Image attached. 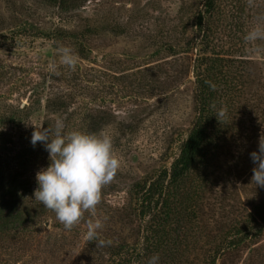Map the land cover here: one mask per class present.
<instances>
[{
    "label": "rangeland",
    "instance_id": "374dc122",
    "mask_svg": "<svg viewBox=\"0 0 264 264\" xmlns=\"http://www.w3.org/2000/svg\"><path fill=\"white\" fill-rule=\"evenodd\" d=\"M202 3L89 0L60 13L38 0H0V208L8 220L18 214L20 222L29 219L27 208L35 219L34 225L15 220L0 232V264H111L113 243L140 251L148 216L129 213L132 190L170 167L196 115L194 75L204 49L194 21ZM254 4L242 0L231 23L225 2L212 24L215 51L245 59L235 62L245 84L213 148L203 205L190 221L180 264H204L211 239L225 230L230 239L232 225L246 221L264 198V187L251 183L250 153L258 151L264 132V41H244L264 15V0ZM61 47L78 57L75 70L60 63ZM58 121L66 133L110 137L121 162L95 215L85 213L71 230L33 196L36 172L49 165V154L40 143L32 146V125L54 127ZM96 219L103 222L99 238L111 244L86 240L87 224ZM253 227L257 234L235 250L221 249L216 264H264V224Z\"/></svg>",
    "mask_w": 264,
    "mask_h": 264
},
{
    "label": "trees",
    "instance_id": "16d2710c",
    "mask_svg": "<svg viewBox=\"0 0 264 264\" xmlns=\"http://www.w3.org/2000/svg\"><path fill=\"white\" fill-rule=\"evenodd\" d=\"M38 1L55 7L60 13H67L79 9L89 0ZM225 2L230 6L229 16L232 23L236 18L235 13H240L243 8L242 0H203V9L195 14L197 31H203L200 43L204 49L197 60L198 70L194 75L196 115L170 167L159 171L154 179H145L134 185V212L129 213H136L143 218L148 216L143 228L142 247L139 252L134 253L127 244H111L107 251L113 262L111 264H133V257L135 264H149L151 258L157 255V264H180L179 259L184 254L181 247L183 242L185 245V239L190 233V221L198 212L197 208L203 205L200 203V194L208 180L210 161L214 155L213 148L219 138H222V131L228 128L224 120L218 121L216 111L224 106L227 113H230L235 106L238 107L242 86L245 84L241 75L242 67L235 66L236 61L241 63L245 59L234 60L229 54L218 53L210 43L212 24L222 15H219L220 6ZM73 37L77 38L75 35ZM169 49L173 47L170 46ZM210 85H215V90ZM245 103L244 105H247ZM43 149L47 152L44 146ZM10 191H7V195L12 194ZM4 200L3 196H0V206H4L1 203ZM3 208H0V232L13 221L20 222L22 215L18 214V218L8 220L9 216L1 214ZM26 211L29 213V219L20 223L33 224L35 219L32 213L28 208ZM247 214L246 221H237L232 225L234 232L230 239L227 240V230L213 237V241L211 239L204 264H216L221 249L227 246L229 250H235L243 240L251 239L257 234L253 225L258 224L259 230L264 224V198L253 205Z\"/></svg>",
    "mask_w": 264,
    "mask_h": 264
},
{
    "label": "clouds",
    "instance_id": "9594fccd",
    "mask_svg": "<svg viewBox=\"0 0 264 264\" xmlns=\"http://www.w3.org/2000/svg\"><path fill=\"white\" fill-rule=\"evenodd\" d=\"M247 4L249 7L255 6L254 0H247ZM244 41L249 45L264 41V15L256 17L255 26L246 33ZM58 51L60 63L75 70L78 57L73 50L61 47ZM210 87L215 90V85ZM215 116L222 122L227 118V108L221 106ZM32 126V146L40 143L49 154V165L36 172L38 186L33 193L34 199L54 212L66 230H71L81 222L85 213L95 215L102 201V190L114 181L121 162L113 153L111 138L106 135L81 131L66 133L64 124L59 121L54 127L44 128L43 124ZM250 159L254 164L251 183L256 187H264V132L259 138L258 151H252ZM102 227L100 219L90 220L86 240L95 242L97 247L111 244V241L99 238ZM158 259V255L153 256L149 264H157Z\"/></svg>",
    "mask_w": 264,
    "mask_h": 264
}]
</instances>
